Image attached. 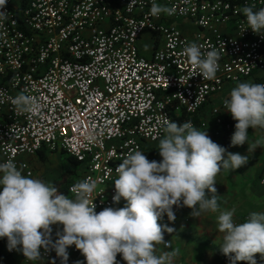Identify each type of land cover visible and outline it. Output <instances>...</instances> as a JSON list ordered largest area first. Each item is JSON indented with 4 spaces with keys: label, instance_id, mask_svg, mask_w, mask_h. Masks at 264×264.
I'll use <instances>...</instances> for the list:
<instances>
[{
    "label": "built area",
    "instance_id": "built-area-1",
    "mask_svg": "<svg viewBox=\"0 0 264 264\" xmlns=\"http://www.w3.org/2000/svg\"><path fill=\"white\" fill-rule=\"evenodd\" d=\"M155 2L175 12L151 15L153 0H7L0 7V164L12 160L30 176L27 157L41 148L61 151L81 165L67 196L76 183L94 180L99 212L119 208L116 167L127 153L159 145L165 119L191 122L221 142L231 128L230 97L213 95L249 77L264 84V35L248 28L242 12L264 8V0ZM191 43L202 54L218 51L215 79H203L182 54ZM21 92L36 102L34 111L15 110ZM67 251L79 252L75 245ZM15 252L27 260L7 249ZM40 252L61 264L54 250ZM116 259L126 264L121 254Z\"/></svg>",
    "mask_w": 264,
    "mask_h": 264
},
{
    "label": "clouds",
    "instance_id": "clouds-1",
    "mask_svg": "<svg viewBox=\"0 0 264 264\" xmlns=\"http://www.w3.org/2000/svg\"><path fill=\"white\" fill-rule=\"evenodd\" d=\"M7 0H0L3 7ZM151 15H172L175 8L153 0ZM248 28L264 35V8L242 9ZM6 19L0 12V20ZM184 56L199 69L203 79H215L220 54L212 49L202 54L196 43L183 49ZM18 113L34 111L38 105L23 92L12 100ZM224 105L236 121L231 145L248 144V152L264 147V140L248 143V129L264 128V84L241 82L230 92ZM164 136L159 140L160 161L149 160L139 151L129 152L116 167L115 203L121 198L124 207H106L97 212L91 199L97 187L94 180L76 183L73 198L58 192L51 183L22 175L12 160L0 164V238L7 239L9 251L22 252L28 261H37L41 248L54 250L67 264V249L75 245L86 264H118L121 254L126 264H173L179 250L156 254L155 246L164 243V233L173 228L158 221L167 215L175 220L173 206L191 209L192 217L203 212L219 213L218 231L223 233L220 251L231 264H257L256 254L264 259V213H250L242 223L233 219L235 209L219 210L216 176L221 170H236L248 162L247 155L232 153L213 142L207 131H200L191 122L165 119ZM62 225L57 239H52V226ZM77 264H80L78 261Z\"/></svg>",
    "mask_w": 264,
    "mask_h": 264
},
{
    "label": "crops",
    "instance_id": "crops-1",
    "mask_svg": "<svg viewBox=\"0 0 264 264\" xmlns=\"http://www.w3.org/2000/svg\"><path fill=\"white\" fill-rule=\"evenodd\" d=\"M147 48L143 49L140 46V51L144 55L149 54L148 41L143 38ZM248 82L255 83L253 77L244 79ZM225 88L220 93L213 95L212 99L230 97L228 89ZM264 128L257 127L256 129H248V143L252 144L257 139L264 140ZM235 131L232 127L227 141L224 144L216 142L227 151L232 153H240L248 156V162L239 169L221 170L216 176L215 187L218 195L219 210L235 209L233 219L236 223L244 222L250 213H264V191L258 186L264 184V180L260 179L257 182L258 189H254V177H259L264 174V147H257L254 151L248 152V144L232 146L231 136ZM158 145H150L143 147L142 151L149 148H157ZM40 154H43L41 159ZM61 151H48L45 148L39 149L34 155L27 157L28 164L32 169L30 178L40 179L45 183L53 184L58 192L66 183H72L78 180L81 172V165L71 159ZM44 177L49 179L48 182ZM256 184V183H255ZM2 186H0V190ZM67 195V194H66ZM125 206L122 205V207ZM175 220L169 221L167 215H164L158 223L162 226L167 225L174 229L172 233L165 232L164 240L171 245V248L163 246V243L157 244L156 254L159 255L165 251L178 249L179 253L175 257L173 264H228L221 260L224 255L220 251V246L223 243V233L218 231L217 213L203 212L199 217L190 215L191 209L184 206H173ZM62 225L52 226V238L56 237L57 231H62ZM7 239L3 238L0 241V264H59L51 260L39 259L37 261L23 260L18 253H7ZM261 263H264V259ZM86 264L84 256L80 253H69L67 264Z\"/></svg>",
    "mask_w": 264,
    "mask_h": 264
},
{
    "label": "trees",
    "instance_id": "trees-1",
    "mask_svg": "<svg viewBox=\"0 0 264 264\" xmlns=\"http://www.w3.org/2000/svg\"><path fill=\"white\" fill-rule=\"evenodd\" d=\"M257 83V82H255ZM228 121L230 122V127H234L235 126V123L236 121L232 118V116L230 118H228ZM230 128V130H231ZM230 130H227L225 131L223 134H222V137H221V144H224L226 141H227V138H228V135H229V132ZM264 131V129H263ZM158 147L157 148H149L145 151H143V153L147 156V158L151 161V160H156V161H160L162 158L159 156V153H158ZM40 157L41 159L43 158V154H40ZM72 159V158H71ZM73 160V159H72ZM75 161V160H73ZM77 163V161H75ZM68 184L70 183H66L65 185H63L61 188H60V191L61 192H64V190H66V187L68 186ZM3 238H0V241L2 240ZM221 260L228 263V264H231L230 260L228 257H226L225 255H222L221 256ZM237 264H247V262H237Z\"/></svg>",
    "mask_w": 264,
    "mask_h": 264
},
{
    "label": "rangeland",
    "instance_id": "rangeland-1",
    "mask_svg": "<svg viewBox=\"0 0 264 264\" xmlns=\"http://www.w3.org/2000/svg\"><path fill=\"white\" fill-rule=\"evenodd\" d=\"M181 21L180 20H175L174 21V23L175 24H179ZM137 43H138V45L141 47V48H143V49H146L147 48V46H146V43L144 42V40H143V38L141 37L140 39H138V41H137ZM241 82H248V81H246V80H242V81H240V82H238V83H235V84H229L227 87H231L230 89H228V95H230V92H231V90L234 88V87H236L239 83H241ZM249 83H251V82H249ZM46 179H49V178H47V177H44V180H46ZM260 179H263L264 180V174H262V176L261 177H259L258 175L256 176V177H254V180H253V182H254V189H261V190H263L264 191V184H262V185H260V186H258V184H257V182L258 181H260ZM46 182H48V180H46ZM256 183V184H255ZM257 186H258V188H257ZM2 190V189H1ZM124 203L126 204V201H124L123 200V198L121 199V202H120V205H119V208L120 207H122V205H124ZM261 256H260V254H256L255 255V259H256V261H257V264H264V263H261L260 261H261Z\"/></svg>",
    "mask_w": 264,
    "mask_h": 264
}]
</instances>
